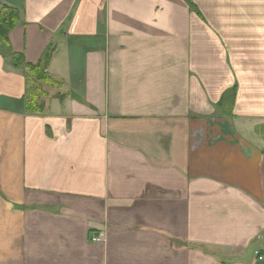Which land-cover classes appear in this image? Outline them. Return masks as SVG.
Wrapping results in <instances>:
<instances>
[{
	"label": "crops",
	"instance_id": "0c3cea01",
	"mask_svg": "<svg viewBox=\"0 0 264 264\" xmlns=\"http://www.w3.org/2000/svg\"><path fill=\"white\" fill-rule=\"evenodd\" d=\"M6 7L0 264H264V0Z\"/></svg>",
	"mask_w": 264,
	"mask_h": 264
},
{
	"label": "trees",
	"instance_id": "16d2710c",
	"mask_svg": "<svg viewBox=\"0 0 264 264\" xmlns=\"http://www.w3.org/2000/svg\"><path fill=\"white\" fill-rule=\"evenodd\" d=\"M18 20L19 13L17 11L8 7L3 9L0 15V47L7 45L8 33L17 25ZM51 53V47H48V49H46L44 52L40 63L37 65L26 64L21 55H12L11 65L14 68H20L21 66L26 68V81L27 85L29 86L27 105L28 112L32 114H38L44 110L43 104L37 102L35 98V92H38L41 94V96H44L46 94V91L43 87L44 85L55 86L57 84L53 81L48 72ZM235 95V90L230 91V93L226 94L222 99L223 103H228L232 106L235 101Z\"/></svg>",
	"mask_w": 264,
	"mask_h": 264
},
{
	"label": "rangeland",
	"instance_id": "374dc122",
	"mask_svg": "<svg viewBox=\"0 0 264 264\" xmlns=\"http://www.w3.org/2000/svg\"><path fill=\"white\" fill-rule=\"evenodd\" d=\"M43 87H44V90L46 89V94L44 96H41L40 93L35 92V94H36L35 98H36V100H37L38 103L43 104V106H44V103L51 101V99L49 100L47 98L48 91L53 92L54 89L53 88H50V85H44ZM38 108H39V106H38Z\"/></svg>",
	"mask_w": 264,
	"mask_h": 264
},
{
	"label": "built area",
	"instance_id": "2783aa9c",
	"mask_svg": "<svg viewBox=\"0 0 264 264\" xmlns=\"http://www.w3.org/2000/svg\"><path fill=\"white\" fill-rule=\"evenodd\" d=\"M104 233H100L97 236H92L91 241L94 243L102 242L104 240Z\"/></svg>",
	"mask_w": 264,
	"mask_h": 264
}]
</instances>
